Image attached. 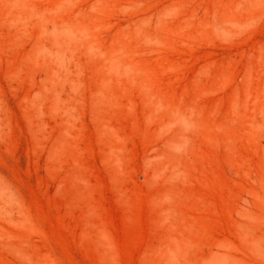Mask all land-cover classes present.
<instances>
[{"label":"rangeland","instance_id":"rangeland-1","mask_svg":"<svg viewBox=\"0 0 264 264\" xmlns=\"http://www.w3.org/2000/svg\"><path fill=\"white\" fill-rule=\"evenodd\" d=\"M0 264H264V0H0Z\"/></svg>","mask_w":264,"mask_h":264}]
</instances>
